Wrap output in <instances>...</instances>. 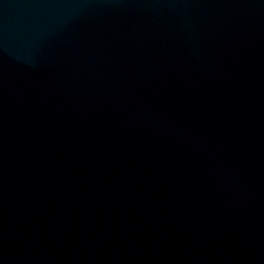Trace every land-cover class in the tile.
<instances>
[{"label": "water", "instance_id": "obj_1", "mask_svg": "<svg viewBox=\"0 0 264 264\" xmlns=\"http://www.w3.org/2000/svg\"><path fill=\"white\" fill-rule=\"evenodd\" d=\"M0 264H264V0H0Z\"/></svg>", "mask_w": 264, "mask_h": 264}]
</instances>
